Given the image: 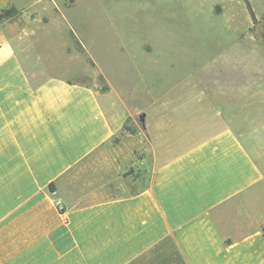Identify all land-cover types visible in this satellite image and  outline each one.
<instances>
[{"label":"crops","instance_id":"1","mask_svg":"<svg viewBox=\"0 0 264 264\" xmlns=\"http://www.w3.org/2000/svg\"><path fill=\"white\" fill-rule=\"evenodd\" d=\"M10 6L21 18L0 21V264H264V146L225 118L138 188L72 196L66 175L118 126L93 84L31 81L21 21L40 13L0 0ZM121 159L106 163L117 176Z\"/></svg>","mask_w":264,"mask_h":264},{"label":"rangeland","instance_id":"2","mask_svg":"<svg viewBox=\"0 0 264 264\" xmlns=\"http://www.w3.org/2000/svg\"><path fill=\"white\" fill-rule=\"evenodd\" d=\"M13 1L40 13L21 21L31 81L93 84L118 126L66 175L73 197L109 184L138 188L151 167L218 129L219 118L264 146V0H249L254 19L243 0ZM114 156L120 176L106 164Z\"/></svg>","mask_w":264,"mask_h":264},{"label":"trees","instance_id":"3","mask_svg":"<svg viewBox=\"0 0 264 264\" xmlns=\"http://www.w3.org/2000/svg\"><path fill=\"white\" fill-rule=\"evenodd\" d=\"M245 3V7L248 11V13L250 14V16L254 19V12L252 10V7L249 3V0H243ZM16 11V8L14 6H10L8 8H0V20L3 19H8L9 17H11ZM52 183L49 184V187L52 189Z\"/></svg>","mask_w":264,"mask_h":264},{"label":"built area","instance_id":"4","mask_svg":"<svg viewBox=\"0 0 264 264\" xmlns=\"http://www.w3.org/2000/svg\"><path fill=\"white\" fill-rule=\"evenodd\" d=\"M57 203H58V205H60L61 201L59 200V201H57ZM59 207H60L59 209H62L61 205Z\"/></svg>","mask_w":264,"mask_h":264}]
</instances>
